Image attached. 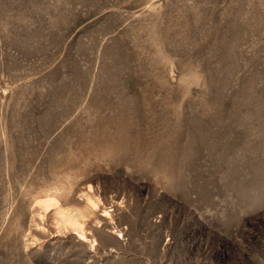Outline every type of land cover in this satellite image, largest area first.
<instances>
[{"label": "rangeland", "instance_id": "374dc122", "mask_svg": "<svg viewBox=\"0 0 264 264\" xmlns=\"http://www.w3.org/2000/svg\"><path fill=\"white\" fill-rule=\"evenodd\" d=\"M0 264H264V0H0Z\"/></svg>", "mask_w": 264, "mask_h": 264}, {"label": "bare ground", "instance_id": "6f19581e", "mask_svg": "<svg viewBox=\"0 0 264 264\" xmlns=\"http://www.w3.org/2000/svg\"><path fill=\"white\" fill-rule=\"evenodd\" d=\"M59 211H60V210H59ZM74 224H75V223H74ZM74 224H73V225H74ZM75 225H76V224H75ZM81 236H83V237L85 238V235H84V233H83V232H81Z\"/></svg>", "mask_w": 264, "mask_h": 264}]
</instances>
